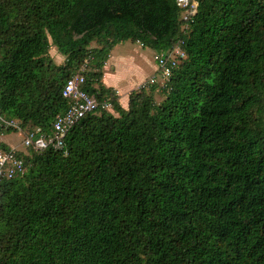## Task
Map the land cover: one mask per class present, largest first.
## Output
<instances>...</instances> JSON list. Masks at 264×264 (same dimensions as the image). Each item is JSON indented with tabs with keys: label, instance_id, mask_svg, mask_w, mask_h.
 Segmentation results:
<instances>
[{
	"label": "trees",
	"instance_id": "1",
	"mask_svg": "<svg viewBox=\"0 0 264 264\" xmlns=\"http://www.w3.org/2000/svg\"><path fill=\"white\" fill-rule=\"evenodd\" d=\"M196 1L184 21L175 0H0L1 119L49 133L78 74L111 105L60 150L17 152L0 264H264V0ZM126 41L184 58L123 107L102 80Z\"/></svg>",
	"mask_w": 264,
	"mask_h": 264
},
{
	"label": "built area",
	"instance_id": "2",
	"mask_svg": "<svg viewBox=\"0 0 264 264\" xmlns=\"http://www.w3.org/2000/svg\"><path fill=\"white\" fill-rule=\"evenodd\" d=\"M176 6L183 9V20L186 21L193 17L197 12L198 3L196 0H175ZM184 58V54L179 50L168 53L166 57L156 56L157 71L162 69L161 78L167 79L170 76V70L178 64V59ZM82 67V71L85 70ZM84 77L75 75L69 78L62 90V97L70 102L68 109L60 115H57L49 133L35 128L30 132L21 131L18 123L15 121H5L0 118V124L9 128H16L18 132L23 133L22 145L24 149H31L35 152H42L48 148L60 150L63 148V141L68 131L87 114L96 110H109L111 105L109 101L98 102L95 97L89 95L82 89ZM149 84L155 83V77L149 78ZM143 88L147 84L141 85ZM19 150L11 148L9 150H0V184L5 179H13L22 176L25 173V164L21 157L17 155Z\"/></svg>",
	"mask_w": 264,
	"mask_h": 264
},
{
	"label": "rangeland",
	"instance_id": "3",
	"mask_svg": "<svg viewBox=\"0 0 264 264\" xmlns=\"http://www.w3.org/2000/svg\"><path fill=\"white\" fill-rule=\"evenodd\" d=\"M97 47L95 43H92L90 48ZM49 57L51 58L52 62L55 65H62L64 63V57L58 54L55 47L51 46L49 50ZM157 52L151 49H144L140 44L132 43L131 41H126L118 44L116 47L113 48L111 52V58L113 57L116 61L120 57H124L126 60L120 62H115L113 65L119 71L122 70L125 75L120 74L122 77L118 82L122 84L131 83L133 87L136 86L138 83V78L136 77V69H140L142 75H146L147 79L153 78L154 75H158L155 72L156 69V58ZM178 62L180 59L177 60ZM117 80V79H116ZM165 82L161 77L157 78V86H159V90L165 85ZM138 87L135 89L137 90ZM155 101L157 103L161 102L164 99V96L159 92L156 91L154 93ZM122 103H125L124 97L122 98ZM112 112V111H111ZM22 132H12L9 134H0V143L5 144L6 146H10L13 148H17L18 150L24 149L22 145L23 139Z\"/></svg>",
	"mask_w": 264,
	"mask_h": 264
},
{
	"label": "crops",
	"instance_id": "4",
	"mask_svg": "<svg viewBox=\"0 0 264 264\" xmlns=\"http://www.w3.org/2000/svg\"><path fill=\"white\" fill-rule=\"evenodd\" d=\"M120 60L123 62L126 59L124 57H120L116 61V59L114 60L113 57L111 58V53H110L109 59L107 60V62L105 63V66H104L102 82H103L105 87L112 88L116 91L117 95L120 96V104L123 107H126L127 102H128L129 93L131 91L135 90L145 80H147V77H146V75H142V73H141L142 71L138 68V69H136V77L138 78V83L136 84V86L133 87L131 83L121 85L118 82V80H120L122 77L120 74H122V75H125V74H124V72H122V70L119 71V69H117L115 67V65H113V63L115 64V62H120ZM156 72H157V66H156L154 73H156ZM123 97H124L125 103H122Z\"/></svg>",
	"mask_w": 264,
	"mask_h": 264
}]
</instances>
